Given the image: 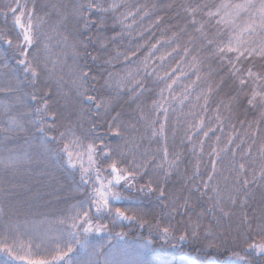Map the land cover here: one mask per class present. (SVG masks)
<instances>
[{"label": "snow or ice", "instance_id": "6c2138e0", "mask_svg": "<svg viewBox=\"0 0 264 264\" xmlns=\"http://www.w3.org/2000/svg\"><path fill=\"white\" fill-rule=\"evenodd\" d=\"M48 7L56 14L51 32L58 37L56 43L61 46L64 57L53 60L52 63L54 67L59 63L63 68H67L71 78L68 82H65L63 77L57 79L56 94L73 106L72 115L78 118H83L85 106L93 116H103L107 131L118 138V143L115 147H111L104 143V139L97 137L85 144L83 141L87 139V136H83V139L77 136L70 124L58 126L59 116L52 110L50 92L39 97L35 92L31 94L36 107L34 111H30V114L19 112L14 107V105L23 106V98L19 95L10 100L0 101V137L8 140L12 136L27 133L32 129L39 133L38 142L29 143L31 151L8 149L6 156H0V170L5 173H14L20 165L30 161L33 155L37 158H48L55 155V151L50 146L53 141L57 145L64 142L59 151L67 156L69 167L76 168L74 156L82 160L87 155L88 167H84L83 163L80 164V181L90 188L84 201L71 205L53 219L44 217L38 222L26 221L25 231L29 234V239L25 243L21 238L20 228L11 222V216L18 213V208L6 200L11 191L10 181L0 179V218L5 215L10 218L9 223L0 230V253L6 254L12 261L23 262V264H201V261L191 254L182 255L178 259H168L163 255V245L160 249L161 254L157 255L150 247L152 241H146L138 248L112 246L108 251H101L104 245L90 242V234L107 231L108 225L100 223L105 217L112 224L120 220L138 219L137 216L127 215L128 209L114 207V201L129 199L123 191L118 190L117 186L130 191L155 195L161 209L159 213L161 218L157 219L155 235L165 244L174 238L176 225L172 221L177 215L181 216L177 224L183 226L179 240L186 241L189 235L193 241L197 240L200 236L203 218L208 210L188 215L186 221L183 219L186 211L194 207L190 204V197L176 195L166 187L167 179L174 172L179 171L180 154L170 153L166 143L157 150L156 154H151L147 150L139 153L141 144L136 138L139 129L135 124L122 120L121 113L116 111V102L125 91L130 93L135 100L140 99L139 89L142 85L136 80L133 72L129 70L124 75L109 72L107 77L103 78L104 84L101 86L103 91H101L94 83H91L97 80V76L92 74V69L87 64L79 62L87 57H91L92 61L99 59L88 50L89 44L97 45L101 50H107L121 35L115 32V28L117 26L122 29L125 26L130 27L127 21L129 18L134 19L131 9L135 6L125 3L124 0H82V2L73 3L70 9L67 4L62 3H51ZM181 8L184 12L183 27L178 26L179 35L174 34L173 39L178 41L187 36L183 51L186 57L192 56L189 67L195 71L196 80L202 78L200 66L203 60L199 55L192 54L191 45H198L197 50L205 49L207 56L218 58L221 67L224 61L227 62V73L238 87L237 95L232 96L229 105L225 107L230 108L231 101H236L240 95H243L247 99L249 108L257 113V118L249 121L245 130V134L252 141L248 146V151L244 153L245 158H250V162L246 160L234 165L235 182L240 185L239 188L222 189L219 185L212 183L219 165L224 161V156L230 151L234 156L235 152L224 146L209 145V149H205L204 140L195 139L192 132L195 129L196 136H198L199 132L203 131V119L196 123H189L185 129V137L196 158L193 179L200 178L205 190L201 195L208 192L212 194L209 199L213 201V209H218L221 213V217L216 220L215 227H220L223 219L230 218L231 215L224 209L225 201L235 205L240 192H243L244 197H248L254 185L264 188V0H240L235 3L231 0H220L219 3L216 0H204L202 3L182 5ZM0 15L12 17L13 27L9 31L0 30V41L17 53V63L22 67L25 79H29L33 85L40 79L41 52L45 54L44 69L51 78L52 69L47 68L46 61L51 52L50 43L53 36L41 30L42 25L46 23L45 16L51 19L49 13L38 16L35 4L30 9L27 2L11 0L3 9H0ZM109 20L112 21L111 26ZM213 27L216 31L210 32L209 29ZM225 28L227 32L224 31ZM110 30L114 34L106 35ZM12 32H15V35H12ZM120 55H124L125 60L129 59L127 54L118 52L115 57H109L104 63L109 64L112 59H119ZM69 58L72 60L71 65L67 63ZM145 67H147L146 61ZM181 74H184L183 70ZM223 82L222 77L220 83ZM176 83V79H172L171 83H165V86L160 89L159 97L152 101L149 111L145 112L141 107L139 121L144 128V134L150 133V138L165 137V123H161L158 116L154 118L153 114L163 113L167 121L170 104L169 97H166L164 93L168 92L171 99H177L171 96L173 85ZM66 84L68 91L64 90ZM190 87L191 85L186 86L180 103L189 99L188 89ZM216 87L218 88L219 84ZM4 90L0 88V91ZM7 91L12 93L17 90L9 86ZM213 91L214 88L209 85L206 92H201L196 97L197 102L201 100L204 102L202 106L199 103L196 105L201 107V111L207 110L209 95ZM219 107L218 105V111ZM219 120L220 117L217 116V121ZM244 123L241 121V125ZM61 127L63 131L60 130ZM96 127V123L93 122L92 130ZM92 130H89V135ZM50 133H58V135H50ZM144 134L140 137L141 141ZM208 135V131H203L204 137ZM69 137H71L70 142H68ZM96 139H100L99 145ZM219 142L220 138L217 137V144ZM227 143L230 145L234 141L229 137ZM245 143L247 141L241 140V145ZM77 147L82 148L83 151L74 152L73 149ZM253 147L259 153L258 158L253 156ZM97 154L108 161L104 168L107 172L106 176L102 175V170L96 163ZM205 154L209 157L207 161L203 160ZM202 164L205 169H209L210 165V170L204 173L207 176L206 180L201 176ZM92 171L95 172V180H92L90 176ZM241 175L244 176L243 180L240 179ZM145 176L148 177L147 182L137 188V178L143 179ZM196 190H200L199 185L196 186ZM262 199H264V194H262ZM241 203L246 205L248 200L244 199ZM253 219L256 221L255 227L252 226ZM144 223L141 222V227ZM44 224L48 227L41 231L40 225ZM240 228L245 230L241 231ZM237 230L239 238L246 245V248H241V252L245 254L233 251L229 257V264H252L247 258L250 252L264 257V205L261 206L258 216L249 218L245 213L240 219ZM123 235V233H116V236L121 239ZM210 235H212L211 229H205V238L207 239ZM256 237L259 239L257 240ZM213 246H215L214 241H209L207 247ZM173 247L176 246L173 245ZM5 264L8 262L5 261ZM208 264H213L211 258Z\"/></svg>", "mask_w": 264, "mask_h": 264}, {"label": "trees", "instance_id": "16d2710c", "mask_svg": "<svg viewBox=\"0 0 264 264\" xmlns=\"http://www.w3.org/2000/svg\"><path fill=\"white\" fill-rule=\"evenodd\" d=\"M9 2L11 0H0V9H3ZM25 2H27L30 9L35 4L38 16H44L46 12L51 16V19H49V16H45L46 23L42 25L41 30L53 36V40L50 43L51 52L46 61L47 68L52 69V77L49 78L44 69L45 54L41 52V76L37 83L33 85L29 79H25L22 67L17 63V53L0 41V88L5 89L0 91V101L10 100L19 95L23 98V106L14 105V107L19 112L30 114V111H34L36 107L35 102L31 99V94L35 92L39 97L46 92H50L52 110L59 116L58 126L70 124L77 136H81L82 139L83 136H87V139L83 141L85 144L99 137L104 139V143L115 147L118 143V138L107 131V124L103 123L105 119L103 116H93L87 111V106H85L83 118H78L76 115H72L73 106L66 103L62 97L56 94L57 79L63 77L64 81L68 82L71 78L68 75L67 68H63L59 63L54 67L52 63L53 60L63 59L64 57L61 46L56 43L58 37L51 32V26L56 20V14L48 5L51 3H62L67 4L70 9L73 3L82 2V0H21V3ZM124 2L135 6L131 9L134 19L129 18L127 21V25H130V27L125 26L122 29L117 26L115 32H119L121 35L107 50H101L97 45L89 44L88 50L92 55L98 56L99 59L92 61L91 57H87L79 62L80 64H87L92 69V74L97 76V80L91 83H94L96 88L101 91H103L101 88L104 84L103 78L107 77L109 72L120 75H124L129 70L133 72L136 80L142 85L139 89L141 92L140 99L135 100L130 93L125 91L116 102V111L121 113L122 120L135 124L137 129H139V132L136 133L137 142L141 144L139 153L147 150L151 154H156L157 150L166 143L170 153L180 154L179 171L174 172L167 179L166 187L176 195L190 197V204L194 207H190L186 211L183 219L186 221L188 215H194L204 210L208 211L203 218L200 236L197 240L193 241L190 235L186 241L182 242L179 240L183 226L177 224V221L181 220V216L177 215L176 219L172 221L176 225L174 238L165 244L155 235L157 219L161 218L159 215L161 209L158 206L155 195L143 194L139 191H130L128 189V192H125L123 190L125 188L120 186L119 190L123 191L129 199L113 203L114 207L128 209L127 215L137 216L138 219L120 220L112 224L105 217L100 222L108 225L107 231L112 235L123 233V238H118L116 241H113L111 237L89 238V240L92 244L104 245L101 251H108L112 246L117 248H138L144 245L146 241H152L150 247L153 248V251L160 255V249L163 245V255L168 259H178L182 255L191 254L201 261V264H208L209 258H211L213 264H229V257H231L233 251L241 252L242 247L246 248L243 240L238 236L237 226L240 225V219L245 213L248 214L249 218L259 215V210L264 205V199H262L264 188L254 185L252 193L248 197H244L243 192H240L238 194L239 199L235 205L225 201L223 206L225 211L231 214L230 218H224L222 225L215 227L216 220L221 217V213L218 209H213V201L209 199V196L212 195L210 192L201 195L205 190L200 178L196 177L193 179L196 158L193 156L190 150L191 146L185 137V129L189 123H196L203 119V131H208L209 135L204 137L203 131H201L196 136V130L194 129L192 134L195 139H203L205 149H209V145L224 146L235 152L234 156L232 151L224 156V161L219 165L218 172L212 183L219 185L222 189L239 188L240 185L235 182L234 165L246 160L250 162V158H245L244 153L248 151V146L252 141L245 134V130L248 127V122L257 118V113L249 108L247 99L243 95H240L238 100L231 101L230 108L225 107L229 105L230 98L237 95L238 87L227 73L228 65L226 61L223 62V67H221V62L218 58L207 56L205 49L197 50L198 45H191L192 54L199 55L203 60L200 66L202 78L197 81L195 71L189 67V61H191L192 56L186 57L183 51L187 36L180 38L178 41L173 39L174 34L179 35V27H183L184 23V12L181 6L188 3H202L204 0H124ZM216 2L219 3L220 0H216ZM231 2H240V0H231ZM139 9L143 10L138 11ZM109 25H112L111 20H109ZM12 27V17L10 15L8 17L0 15V30L9 31ZM209 31L215 32L216 28L213 27ZM224 31L227 32V29L225 28ZM113 34L111 30L106 33L108 36ZM12 35H15V32H12ZM170 41L172 42L169 43ZM118 52L127 54L129 59L125 60L124 55H120L119 59H112L109 64L104 63L109 57H115ZM145 61L147 62V67H145ZM67 63L71 65L72 60L69 58ZM181 70L184 71L183 75ZM222 77L224 82L220 83ZM172 79H176L177 83L173 85L171 96H175L177 99L173 100L168 92L164 93L166 97H169L170 104L167 121H165L163 113L153 114L154 118L158 116L160 122L165 123L166 138H150V133L144 134V128L139 121L141 107L144 108L145 112L149 111L152 101L159 97L160 89L165 86V83H171ZM193 81H195V84H193ZM217 84H219L218 88L216 87ZM188 85H191L188 89L189 99L180 103V99ZM209 85H212L214 91L209 95L207 110L201 111V107L196 105L199 103L202 106L204 102L203 100L197 102L196 97L201 92H206ZM9 86L17 91L9 93L7 91ZM64 90H69L67 84ZM222 101L223 104H221ZM218 105L220 106L219 111L217 110ZM217 116L220 117L219 121H217ZM241 121L245 123L241 125ZM93 122L97 125L94 130H92ZM60 130L63 131V127ZM89 130H92L90 135L88 134ZM53 134L58 135V133H50V135ZM142 134H144V138L141 141L140 137ZM217 137L220 138L219 144H217ZM229 137L234 141L233 144L229 145L227 143ZM38 138L39 133L35 129L12 136L8 140L0 137V156H6L8 149L31 151L29 143L35 144L38 142ZM241 140H245L247 143L241 145ZM70 141L71 137H69L68 142ZM63 143L61 142L57 145L53 141L50 146L55 151V155H51L48 158H37L33 155L30 161L20 165L14 173H5L0 170V179L10 181L11 185V191L7 195L6 200L15 204L18 208V213L11 216V222L14 226L20 228L21 238L25 243L29 239V234L25 231L26 221L38 222L44 217H48L51 220L71 205L84 201L90 192L89 186L82 184L80 181V164L83 163L84 167H88L87 155L82 159L84 162H79L80 159H76L74 156L76 168L73 169L67 163V156L59 151V148L63 147ZM96 143L99 145L100 139H96ZM73 151H83V149L77 147ZM252 152L253 156L259 157L255 147H253ZM130 158L131 156L129 155ZM203 160L207 161L209 157L205 154ZM96 163L101 168L102 175L106 176L107 172L104 171V168L108 161L97 154ZM207 170H210V165L209 169H205L202 164L200 171L201 176L205 180L207 176L204 173ZM90 176L92 180H95L94 171L90 172ZM147 179L148 177L146 176L143 179L138 177L137 188L141 184L146 183ZM240 179L243 180L244 176L241 175ZM197 185L200 187L199 191L196 190ZM244 199L248 200L246 205L241 203ZM9 219L8 215L0 218V230L9 223ZM141 222H145L143 227H141ZM255 224L256 221L253 219L252 226L255 227ZM28 227L30 228V224ZM46 227H48L47 224L40 225V230L43 231ZM209 228L212 231V235L206 239L205 229ZM239 230L243 231L245 229L240 228ZM256 239L258 240L259 237H256ZM209 241H214L215 246L207 247ZM173 245L176 247H173ZM241 254L245 253L241 252ZM247 258L252 264H264V257L257 255L255 252L248 253ZM5 261L8 264H23V262L12 261L6 254L0 253V264H5Z\"/></svg>", "mask_w": 264, "mask_h": 264}, {"label": "rangeland", "instance_id": "374dc122", "mask_svg": "<svg viewBox=\"0 0 264 264\" xmlns=\"http://www.w3.org/2000/svg\"><path fill=\"white\" fill-rule=\"evenodd\" d=\"M83 160H79V162H82ZM84 162V161H83ZM120 186H117V188H118V190L120 189L119 188ZM123 190H125V192L127 191L128 192V190L125 188V189H123ZM115 202H118V201H114L113 203H115ZM101 223V222H100ZM102 237H107V238H113V241H116V239H118L119 237H117L116 236V234L115 235H112L109 231H104V232H101V233H92V234H90V236H89V238H92V239H97V238H102Z\"/></svg>", "mask_w": 264, "mask_h": 264}]
</instances>
